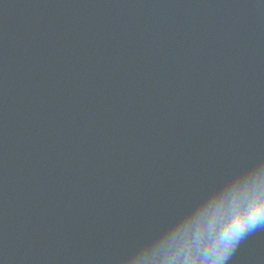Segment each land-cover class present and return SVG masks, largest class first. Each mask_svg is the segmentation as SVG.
<instances>
[{"label": "water", "instance_id": "1", "mask_svg": "<svg viewBox=\"0 0 264 264\" xmlns=\"http://www.w3.org/2000/svg\"><path fill=\"white\" fill-rule=\"evenodd\" d=\"M258 162L264 0H0V264H124Z\"/></svg>", "mask_w": 264, "mask_h": 264}, {"label": "clouds", "instance_id": "2", "mask_svg": "<svg viewBox=\"0 0 264 264\" xmlns=\"http://www.w3.org/2000/svg\"><path fill=\"white\" fill-rule=\"evenodd\" d=\"M264 162L243 183L226 189L209 205L193 234L143 246L124 264H226L239 243L264 229Z\"/></svg>", "mask_w": 264, "mask_h": 264}]
</instances>
